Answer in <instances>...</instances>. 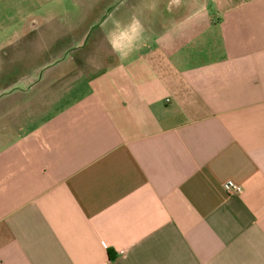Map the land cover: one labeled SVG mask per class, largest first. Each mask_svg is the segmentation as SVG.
<instances>
[{
	"label": "crops",
	"instance_id": "obj_1",
	"mask_svg": "<svg viewBox=\"0 0 264 264\" xmlns=\"http://www.w3.org/2000/svg\"><path fill=\"white\" fill-rule=\"evenodd\" d=\"M97 1L0 0V264H264V0Z\"/></svg>",
	"mask_w": 264,
	"mask_h": 264
},
{
	"label": "built area",
	"instance_id": "obj_2",
	"mask_svg": "<svg viewBox=\"0 0 264 264\" xmlns=\"http://www.w3.org/2000/svg\"><path fill=\"white\" fill-rule=\"evenodd\" d=\"M223 189L224 192L228 195V196H235V195H239L242 193L243 188L241 185L236 184L233 181H227L223 184Z\"/></svg>",
	"mask_w": 264,
	"mask_h": 264
},
{
	"label": "rangeland",
	"instance_id": "obj_3",
	"mask_svg": "<svg viewBox=\"0 0 264 264\" xmlns=\"http://www.w3.org/2000/svg\"><path fill=\"white\" fill-rule=\"evenodd\" d=\"M114 2V4L115 5H118L119 7H121V6H123L124 4L126 5V3L127 2H131V1H135V0H113ZM137 1H143V0H137ZM151 1H153V0H149L148 2H151ZM159 1H161L162 3H164V2H167V1H169V0H159ZM99 0L96 2L97 3V5H99ZM113 8L115 9L116 8V6H113ZM103 8H97V11L98 10H102ZM108 9V8H107ZM123 10H125V9H123ZM122 10V12H125V11H123ZM83 14V13H82ZM84 17V16H83ZM83 17H82V20H83ZM83 25H85V24H83ZM4 78H7V72H5V75H4Z\"/></svg>",
	"mask_w": 264,
	"mask_h": 264
},
{
	"label": "clouds",
	"instance_id": "obj_4",
	"mask_svg": "<svg viewBox=\"0 0 264 264\" xmlns=\"http://www.w3.org/2000/svg\"><path fill=\"white\" fill-rule=\"evenodd\" d=\"M135 34V29L132 28L131 26H129V28L122 30L120 36L121 38H125L128 39L129 41H131L134 37ZM131 51V49H130Z\"/></svg>",
	"mask_w": 264,
	"mask_h": 264
},
{
	"label": "trees",
	"instance_id": "obj_5",
	"mask_svg": "<svg viewBox=\"0 0 264 264\" xmlns=\"http://www.w3.org/2000/svg\"><path fill=\"white\" fill-rule=\"evenodd\" d=\"M109 255H110V257H113V255H112V251H109Z\"/></svg>",
	"mask_w": 264,
	"mask_h": 264
}]
</instances>
